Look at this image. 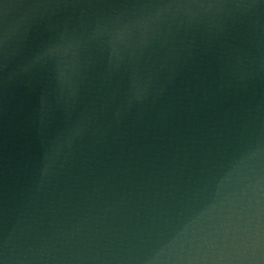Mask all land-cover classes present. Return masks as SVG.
Masks as SVG:
<instances>
[{
	"label": "water",
	"instance_id": "obj_1",
	"mask_svg": "<svg viewBox=\"0 0 264 264\" xmlns=\"http://www.w3.org/2000/svg\"><path fill=\"white\" fill-rule=\"evenodd\" d=\"M0 264H264V0H0Z\"/></svg>",
	"mask_w": 264,
	"mask_h": 264
}]
</instances>
